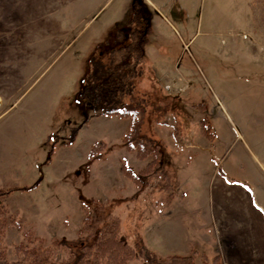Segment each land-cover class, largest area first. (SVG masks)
<instances>
[{
	"label": "rangeland",
	"instance_id": "rangeland-1",
	"mask_svg": "<svg viewBox=\"0 0 264 264\" xmlns=\"http://www.w3.org/2000/svg\"><path fill=\"white\" fill-rule=\"evenodd\" d=\"M130 1L0 0V189L39 182L2 201L6 260L78 240L101 206L136 253L129 264L191 251L196 264L223 252L264 264V0H142L151 34L125 103L145 106L141 135L164 159L141 189L121 170L138 177L148 162L122 144L128 121L79 96L129 43Z\"/></svg>",
	"mask_w": 264,
	"mask_h": 264
},
{
	"label": "trees",
	"instance_id": "trees-1",
	"mask_svg": "<svg viewBox=\"0 0 264 264\" xmlns=\"http://www.w3.org/2000/svg\"><path fill=\"white\" fill-rule=\"evenodd\" d=\"M146 6L142 0L130 1L127 24L132 29L129 30V43L110 53L112 61L108 68L98 66L90 70L83 80H89L90 83L85 82L82 85L79 95L93 110H99L102 115L117 116L128 121L122 144L138 161L148 162L138 177L124 167L121 170L138 189L158 179L163 171L164 159L162 145L141 135L145 106L140 102L125 103L131 95L133 79L140 70L151 34ZM97 153V149L92 148L91 155ZM38 184L37 181L30 187L0 189V264H129L136 258L135 251L120 238V220L99 206L91 216L83 218L78 240H55L48 246L40 241L37 247L30 248L19 245L16 254L21 256V260L8 262L1 250V240L7 227L2 201L13 192L34 190ZM160 189V202L168 204L173 194V185L167 176ZM197 255L196 251H191L187 256H169L159 264H196ZM200 261L202 264H209L205 256H200ZM220 263L219 256L210 261V264Z\"/></svg>",
	"mask_w": 264,
	"mask_h": 264
},
{
	"label": "crops",
	"instance_id": "crops-1",
	"mask_svg": "<svg viewBox=\"0 0 264 264\" xmlns=\"http://www.w3.org/2000/svg\"><path fill=\"white\" fill-rule=\"evenodd\" d=\"M230 1H235V0H230ZM237 1H240V0H237ZM241 1H246V0H241ZM230 249H232V247L228 244L227 245ZM220 259H221V263L220 264H225V263H228V260L223 252V254L219 255ZM208 259V257H207ZM211 259V258H210ZM210 259H208V261H210ZM213 259V258H212ZM210 264V262H209Z\"/></svg>",
	"mask_w": 264,
	"mask_h": 264
}]
</instances>
